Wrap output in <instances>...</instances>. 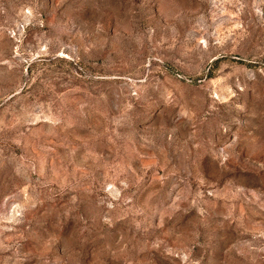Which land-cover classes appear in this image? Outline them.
Returning a JSON list of instances; mask_svg holds the SVG:
<instances>
[{"label":"rangeland","instance_id":"rangeland-1","mask_svg":"<svg viewBox=\"0 0 264 264\" xmlns=\"http://www.w3.org/2000/svg\"><path fill=\"white\" fill-rule=\"evenodd\" d=\"M0 264H264V0H0Z\"/></svg>","mask_w":264,"mask_h":264}]
</instances>
